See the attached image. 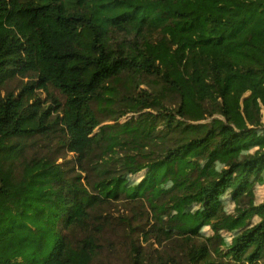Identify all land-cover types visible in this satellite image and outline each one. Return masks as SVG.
<instances>
[{
	"label": "trees",
	"instance_id": "1",
	"mask_svg": "<svg viewBox=\"0 0 264 264\" xmlns=\"http://www.w3.org/2000/svg\"><path fill=\"white\" fill-rule=\"evenodd\" d=\"M0 264H264V0H0Z\"/></svg>",
	"mask_w": 264,
	"mask_h": 264
},
{
	"label": "rangeland",
	"instance_id": "2",
	"mask_svg": "<svg viewBox=\"0 0 264 264\" xmlns=\"http://www.w3.org/2000/svg\"><path fill=\"white\" fill-rule=\"evenodd\" d=\"M43 96H46V95L43 94ZM260 192H261V189H259L258 187L253 188V189H252V192L250 193V196H252V198L256 199V198L259 197ZM247 198H248V196H247ZM153 235H154V234L147 233V234H146V238L149 239V240H151V239H153V237H154ZM150 238H151V239H150ZM158 239H160V240H164V239H165V234H164V233H163V234H160V235L158 236ZM154 241H155V244H156V245H159V242L157 241V239L154 238Z\"/></svg>",
	"mask_w": 264,
	"mask_h": 264
}]
</instances>
